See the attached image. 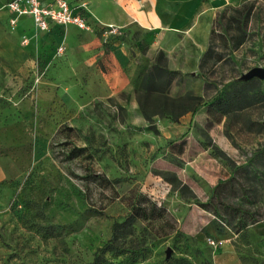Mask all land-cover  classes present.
Listing matches in <instances>:
<instances>
[{
  "label": "rangeland",
  "instance_id": "374dc122",
  "mask_svg": "<svg viewBox=\"0 0 264 264\" xmlns=\"http://www.w3.org/2000/svg\"><path fill=\"white\" fill-rule=\"evenodd\" d=\"M154 1L73 0L88 27L64 33L63 56L45 31L4 27L0 264H213L222 240L264 264V79L239 78L264 66V0L237 47L216 28L224 57L204 71L217 13L247 0ZM156 61L180 73L164 94L201 97L195 112L174 119L180 108L148 94ZM130 213L120 252L106 249Z\"/></svg>",
  "mask_w": 264,
  "mask_h": 264
},
{
  "label": "trees",
  "instance_id": "16d2710c",
  "mask_svg": "<svg viewBox=\"0 0 264 264\" xmlns=\"http://www.w3.org/2000/svg\"><path fill=\"white\" fill-rule=\"evenodd\" d=\"M247 1L237 7L229 8L232 11L229 14H226L227 9H223L217 13L213 22L210 44L200 60V70H206L224 57L222 51L219 50L213 42V35L216 32V28L220 29L218 35L223 40L224 44H228L230 42L231 46L235 48L245 41L246 29L252 14L253 5L255 1L258 0ZM177 74H180L179 71L170 69L162 63L156 61L152 64L151 69L146 73L144 78V83L148 87V94L157 93L161 95L164 108L171 107L172 110L180 108L174 112V119H177L180 115L187 111L195 112L202 105L201 97L194 95L192 92H187L176 98H169L166 94H164L173 77ZM223 92L226 91L222 90L220 95H218V98H215L216 101H222L223 103L228 102L221 97ZM139 106L144 117L146 119H150L151 114L147 110L146 102L143 99L139 100ZM135 220L136 215L134 213H130L123 220L114 221L112 225V234L107 242L106 249L114 253L120 252L123 241L133 230Z\"/></svg>",
  "mask_w": 264,
  "mask_h": 264
},
{
  "label": "crops",
  "instance_id": "0c3cea01",
  "mask_svg": "<svg viewBox=\"0 0 264 264\" xmlns=\"http://www.w3.org/2000/svg\"><path fill=\"white\" fill-rule=\"evenodd\" d=\"M46 1L48 0H42L43 3H45ZM68 1L70 2V4L74 5L73 0H68ZM192 1H198V0H192ZM207 1H208V5L210 9L214 10L220 7L221 5L227 3L228 0H207ZM5 2L6 0H0V56H3L5 54L4 48H5V42H6V38H5L6 33L4 32V27H7V28L9 27L8 19L13 15L5 6ZM150 2L153 6H155L156 3L154 0H150ZM190 2L191 1H189L186 4V6L188 5L189 8L191 7ZM129 9L130 11L137 14L136 18L144 17V20L149 26L157 25L160 22L159 17L154 12V10H150L149 15H147L146 13L144 14L143 11L138 10L136 7H134V5H129ZM189 14L190 13H187L185 16H190ZM20 21L22 22V24H20ZM34 27H35V24L30 15H21L17 19V25L15 28V31L18 32L19 34L30 35L33 33ZM69 28L80 29L73 24L59 25L55 23H50L49 30L45 31L44 33L45 35L50 34L51 36L54 37V39H56L57 41L56 47H55L56 49L57 46L61 43L60 41H61V38L64 36V33H66V31ZM203 38L206 39V37H203ZM204 39H202L203 41L201 42L200 49H203L204 47V44H205ZM65 52H66V49L64 50L62 54H60V56H63ZM2 174H3V169H1L0 171V178H2ZM212 260H213V264H244L242 260L240 259V257L238 256L236 250L233 248L232 244H230L226 240H222L220 244L217 246V248L214 250V254L212 255Z\"/></svg>",
  "mask_w": 264,
  "mask_h": 264
},
{
  "label": "built area",
  "instance_id": "2783aa9c",
  "mask_svg": "<svg viewBox=\"0 0 264 264\" xmlns=\"http://www.w3.org/2000/svg\"><path fill=\"white\" fill-rule=\"evenodd\" d=\"M5 6L13 14L8 19L10 27H15L17 19L21 15H30L35 27L39 30L48 31L50 23L59 25L73 24L78 28L88 27L87 19L82 12L84 5H72L68 0H6ZM26 41L22 39V43ZM65 47L59 44L56 52L60 55Z\"/></svg>",
  "mask_w": 264,
  "mask_h": 264
},
{
  "label": "water",
  "instance_id": "95a60500",
  "mask_svg": "<svg viewBox=\"0 0 264 264\" xmlns=\"http://www.w3.org/2000/svg\"><path fill=\"white\" fill-rule=\"evenodd\" d=\"M254 77L258 79H264V66L261 65L253 66L239 76V78L242 80H249ZM169 255H170V249H167L166 257H169Z\"/></svg>",
  "mask_w": 264,
  "mask_h": 264
}]
</instances>
